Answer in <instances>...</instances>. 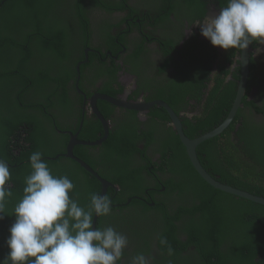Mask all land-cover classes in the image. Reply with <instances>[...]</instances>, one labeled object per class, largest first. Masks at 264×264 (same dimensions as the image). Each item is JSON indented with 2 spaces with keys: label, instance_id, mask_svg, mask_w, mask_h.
Wrapping results in <instances>:
<instances>
[{
  "label": "trees",
  "instance_id": "1",
  "mask_svg": "<svg viewBox=\"0 0 264 264\" xmlns=\"http://www.w3.org/2000/svg\"><path fill=\"white\" fill-rule=\"evenodd\" d=\"M217 1L221 8L227 6V0ZM0 4V159L6 161L9 166L11 174L9 186L12 191V196L7 198L5 204L3 212L5 218L0 221V260H3L9 251L6 240L10 235L9 228L15 220L12 216L14 207L22 198L26 186L25 178L32 171L29 157L33 152L43 153L42 160L47 162L54 176H67L73 182L75 187L70 197L77 200L81 206L87 207L90 204V194H100V182L74 160L63 156L69 137L62 131L77 132L79 140L88 142L97 141L103 136L101 124L94 116L83 115L82 127L79 129L83 97L74 89L77 77L79 76V89L87 98L93 93L86 86H94L95 81L106 75L108 82L100 92L116 94L113 85H118L115 76L120 67L111 57L106 56V52L115 55L116 51L121 49L120 45L126 44L129 32L132 34L147 25L152 26V23L147 22L149 20L163 22L172 13L182 19L185 18L182 15L186 13L184 8H191V14L194 15L196 6L204 13L205 3L202 0H176V3L175 0H162L155 13L156 15L160 12L161 16L146 19L137 8H130L122 18H114L109 8L118 5V0H0ZM190 19L191 24L193 18ZM136 20L140 22L137 23ZM126 21L127 31L120 26ZM146 38L150 36L146 35ZM166 38L170 36L167 35ZM137 54L131 55L130 59H136ZM78 63L79 72L76 70ZM95 63L98 64V68L92 66ZM93 89L95 93L96 88ZM231 91L234 94V87ZM173 92L174 90L166 84L157 83L156 90L151 92L155 94L145 101L162 99L179 109V105L176 104L181 99H175ZM214 100L216 106L212 108L208 119L204 120V115L191 119L181 117L186 137L189 139L199 137L222 123L228 111L217 108L219 100ZM226 105L225 109L230 108V102ZM98 107L103 110L111 108L103 101H98ZM151 111L152 118L160 117L167 122L164 138L166 142L160 151L161 162L152 161L145 154L146 149L139 151L137 146L142 139L145 137L150 141L153 136L152 133L146 136L144 131L139 135L137 128H131L132 124L140 125L135 117L137 112L131 111L119 115L118 121L109 118V114H114L113 110L101 111L113 124L107 139L101 146H75L74 156L114 185H122V175L134 174L132 189H136L137 192L131 191L129 196L143 197V190L140 192L137 189H144L150 185L160 188V185L157 186L155 183L162 180L157 174V178H153L151 172L181 171L182 174L173 183L172 188L178 187L179 184L182 187V180H190L195 182L204 194V197H198L200 206L190 214L194 217L186 220L185 230L179 232L180 235L187 237L186 242L198 243L192 256L201 258L205 264H261V261L255 259L264 253V206L221 192L207 184L191 165L185 148L169 126L170 121L164 110L154 107ZM240 111L223 133L201 143L196 149L202 167L214 179L216 176L221 177L220 180L219 178L216 180L226 185L230 183L224 181L223 174L213 173L208 157L202 156V150L207 147L212 149L220 147L214 151L215 155L219 156L220 163L230 168L235 166L236 170L240 168L238 152L251 157L247 151L249 147L245 150V146L242 145L241 148L240 143L232 147V150L221 148L225 147L224 143L228 141L226 134L241 116ZM256 111L264 113L262 108ZM244 144L250 146L249 143ZM133 153L144 155L141 159L146 166L139 169L145 174H139L135 169L127 167V164L133 161H125L126 165H122L126 157L132 160L130 156ZM58 155L60 156L56 158ZM254 155L255 161L264 160V155ZM106 163L111 166L107 170L114 171L109 175L105 174L107 171L102 168ZM146 182L150 184H145ZM162 184L165 187L167 185L164 181ZM235 188L264 198L263 188L240 186ZM111 193L113 189L109 188L106 195L110 198ZM118 195L122 197L118 204L124 203L126 197L121 193ZM113 203H116V200H113ZM131 203L143 204L137 200ZM102 219L103 216L98 217L96 227L101 228ZM124 223L128 226L127 236L131 240L129 246L132 248L131 253H135L134 256L138 253L151 254V248L156 240L161 251L167 253L166 245L160 243V238H166L169 244H173L171 247L174 251L170 257H179L180 250L177 245L183 246V241L180 240L173 222L150 221L147 225L138 226L139 224L127 222L126 219ZM122 225L123 223H120L121 228ZM203 235L207 237L204 242L192 239L197 237L199 240V236Z\"/></svg>",
  "mask_w": 264,
  "mask_h": 264
},
{
  "label": "flooded vegetation",
  "instance_id": "2",
  "mask_svg": "<svg viewBox=\"0 0 264 264\" xmlns=\"http://www.w3.org/2000/svg\"><path fill=\"white\" fill-rule=\"evenodd\" d=\"M122 1L123 0H118V5L109 8L114 18L124 17L125 13L130 8H137L142 12L141 16L145 19L146 17L158 18L161 16L160 12L156 15L155 13L156 7L162 0H126V2L123 3ZM202 1L205 3L204 13H201L196 6L194 7L195 13L192 15L191 8L185 9L183 7L186 13L182 16L185 18L179 19V17H176V15L172 13L168 19L164 20L165 22L149 20L147 22L152 23V26L150 27L147 25L143 29H138L135 33L132 32V34L129 32L126 38L127 42L125 41L126 44L120 45L121 49L116 51L117 53L115 55L106 52V56L111 57L120 67L115 76L118 85H113L117 93L108 95L100 92L108 82L107 75L95 81L96 83L94 86H86L93 94L89 98L82 96L83 99L80 105L82 112L79 129L82 127L83 115L87 114L88 116H92L90 114V106L84 103L85 99L89 100L94 95L103 94L114 99H122L127 104L148 103L155 100L165 102V100L162 99L145 101L148 98H152L155 94L151 92L156 90L157 83L166 84L171 90H174L175 99H181L176 104V106L179 105V109L175 108L171 102H165L175 114H179H176V116L180 123L181 117L184 116L187 119H191L194 116L204 115L203 119H208L213 111L212 108L216 106L214 99L219 100V102H217V108H220L222 111H228V115L235 101L239 82L242 78V63L240 60L241 50H224L219 47H214L208 39L201 35L199 26L195 24L203 22L208 15L217 14L221 9L219 6L220 3L217 0ZM190 17L193 18L191 24L189 21L191 20ZM129 21H131V19ZM136 22L138 23L140 20H136ZM155 25L156 28H154ZM120 26L122 29L128 30L127 21ZM146 35H149L150 38H146ZM167 35H169L170 38H166ZM248 49V76L245 84V92L241 101L242 106L236 113L237 115L239 110H241V116L238 117L235 124L226 134V139H228V141L226 140L224 143L225 147L221 146V148H229L232 150V147L240 143L241 148L242 145L245 146V150L246 147H249L247 151L251 157L243 152H238L240 168L236 170L235 166L230 168L226 164L220 163L219 156L214 153V151L220 149V147L213 149L207 147L202 150V156L204 158L208 157V163L213 173L223 174L225 176L224 181L231 184H229V186L234 188L240 186L243 188L264 189V160H254L256 157L254 154L264 155V113H258L256 111L257 109L261 110V108L264 110V44L254 43L249 45ZM137 52L139 54H137ZM133 54H137L138 56L136 59L131 60L130 56ZM78 65H80V63H78ZM92 66L98 68V64L96 63ZM77 72H79V67ZM78 81L79 76L74 83V89L76 93L81 96L79 92L82 94H84V92L79 89ZM232 87H234L235 90L234 94H232L231 91ZM93 88H96L95 93ZM244 98L245 102H243ZM228 102H230V108L225 109ZM104 103L106 102L104 101ZM107 104L111 108L103 110L101 107H98V102L97 108L103 112L113 110L114 114H109V118L114 121H118V118H120L119 115H122V113H129V111L137 112L135 117L140 125L132 124L131 128H137V133L139 135L144 131L146 136L150 133H152L153 136L150 141H147L144 137L137 147L139 151L146 149L145 154L152 161H156L157 163L161 162L160 151H162V147L166 142L164 138L166 137L165 129L167 128V122L160 117H151V109L154 107L150 108L148 111H136L116 107L109 103ZM164 112L170 121L169 126L174 131L168 113L165 110ZM218 114H220V112H218ZM111 119H106L110 124L109 130L113 127ZM61 122L63 121L61 120ZM62 133L68 134L71 132L69 130H64ZM241 133L243 134V140H241ZM71 134L77 135L78 138L77 132ZM244 143H249L250 146ZM66 148L67 145L65 149ZM65 154L66 152L63 154L64 157ZM59 156L60 155L56 156V158ZM142 157L144 158V155L141 156L133 153L130 156L132 160L126 157L124 161L122 160V165H126L125 161H133L127 164V167L132 170L135 169L139 174H145L144 171L139 169V167L143 168L146 166L145 162L141 159ZM102 168L107 171L105 174L109 175L114 172L107 170L111 168L107 163L103 164ZM151 174L153 178H157V174L167 185L165 187L162 181H158L155 184L157 186L160 185V188L150 185V187L144 189H137L140 192L143 190V197L137 195L129 196L131 195V191H134L133 193L137 192L136 189H132V178L134 174L122 175L121 186L114 185L111 181L98 174L102 180L109 184L106 187V191H104L105 195L109 191V188L113 189V193L110 194L112 211L110 215L103 216L101 228L111 226L116 231L127 236L128 226L124 223L127 219V222L132 221L139 224L138 226L147 225L150 221L156 223H162L164 221L173 222L179 235L180 231L185 230L184 222L194 217L193 214H190L196 211V208L200 206L198 197H204V194L198 188L197 184L190 180H182V187L179 184L178 187L172 188L173 183H175L180 177V174H182L181 171H155L151 172ZM152 177L150 176L151 180ZM218 178L219 176H216V179ZM147 179L149 181V178ZM220 179L221 177L218 180ZM171 181L173 182L168 184ZM145 184L150 183L146 182ZM119 193L126 197L124 203L118 204V202L122 200V197L118 195ZM102 194L103 186L101 184L100 195ZM113 200H116V203H113ZM133 200L140 201L143 204L131 203ZM189 200L193 202L189 203ZM124 207H126V209ZM120 223H123L122 228ZM128 237L129 236H127V238ZM192 239L204 242L207 237L203 235L199 236V240L197 237H193ZM180 240L183 241V246L177 245L180 250L178 258H171L167 253H164L165 251H161L157 243L158 240L153 243L151 254L145 253L144 255L152 258L151 264H163V262H165L164 264H205L201 258H197L194 255L192 256L197 249L198 243L192 241L186 242L188 239L183 234L180 235ZM130 241L131 240L128 239V245L124 249L121 264H131L132 256L135 254L131 253L132 248L130 247ZM170 245L172 246L173 244ZM186 245L187 247H185ZM201 254L205 253L201 252ZM262 255L264 256V253L260 254L255 261H261V264H264V257Z\"/></svg>",
  "mask_w": 264,
  "mask_h": 264
},
{
  "label": "clouds",
  "instance_id": "3",
  "mask_svg": "<svg viewBox=\"0 0 264 264\" xmlns=\"http://www.w3.org/2000/svg\"><path fill=\"white\" fill-rule=\"evenodd\" d=\"M195 25L214 47L224 50L264 44V0H227L217 14ZM42 156L36 151L29 157L32 171L14 207L15 220L6 240L9 251L0 264H121L127 236L111 226L95 227L94 222V217L110 215L109 196L92 193L90 204L81 206L70 197L73 182L67 176H54ZM10 180L9 166L0 159V221L12 196ZM160 243L173 255L166 238ZM151 259L138 253L131 264H151Z\"/></svg>",
  "mask_w": 264,
  "mask_h": 264
},
{
  "label": "water",
  "instance_id": "4",
  "mask_svg": "<svg viewBox=\"0 0 264 264\" xmlns=\"http://www.w3.org/2000/svg\"><path fill=\"white\" fill-rule=\"evenodd\" d=\"M248 53L249 49L247 48L246 50L241 51V63H242V78L241 81L239 82V87L237 91V95L235 98V101L232 105V108L230 109L228 115L226 116L225 120L216 128L213 130L199 136L193 139H189L188 137L185 136L182 125L176 116V114L171 110V108L161 100H155L151 101L148 103H126L122 99H114L111 98L110 96L107 95H94L92 96L89 100L85 99L84 103H87L88 106H90V114L95 117L96 120L100 122L103 128V137H101L99 140L94 141V142H88V141H83L79 140L77 138V135H73L71 133H68L69 135V142L67 144L66 148V154L65 157L74 160L77 164L80 165L81 168H83L86 172L94 176L100 184L103 186V194L105 195L104 191H106V187L109 185L106 183L104 180H102L99 175L90 167L88 166L85 162L82 160L78 159L77 157L74 156L73 154V149L77 145H85V146H90V147H95V146H100L108 137L109 133V122L104 118L103 114L101 111L97 108V102L98 101H105L106 103H109L111 105H115L116 107L120 108H125L129 110H136V111H148L150 108L153 107H161L163 108L169 115L172 127L174 131L176 132V135L178 136L180 142L182 143L183 147L185 148V152L187 154V157L193 166L194 170L196 173L211 187H213L216 190H219L221 192L230 194L232 196H236L242 199H245L247 201L253 202L255 204H259L264 206V198L260 196H256L253 194H250L244 190H240L234 187H231L229 185L220 183L216 179H214L209 173L202 167L200 164L197 154H196V149L197 147L205 142L208 141L212 138H215L219 136L221 133H223L228 125L233 121L234 117L236 116V113L238 109L242 106L241 101L245 92V84L247 81V76H248ZM77 66V71H78ZM83 97H85L84 94L79 92ZM88 100V101H87ZM98 217H94V222H95V227H96V222H97Z\"/></svg>",
  "mask_w": 264,
  "mask_h": 264
}]
</instances>
